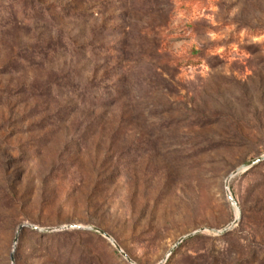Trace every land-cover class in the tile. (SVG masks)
Segmentation results:
<instances>
[{
    "label": "rangeland",
    "instance_id": "1",
    "mask_svg": "<svg viewBox=\"0 0 264 264\" xmlns=\"http://www.w3.org/2000/svg\"><path fill=\"white\" fill-rule=\"evenodd\" d=\"M263 155L264 0H0V264H264Z\"/></svg>",
    "mask_w": 264,
    "mask_h": 264
},
{
    "label": "water",
    "instance_id": "2",
    "mask_svg": "<svg viewBox=\"0 0 264 264\" xmlns=\"http://www.w3.org/2000/svg\"><path fill=\"white\" fill-rule=\"evenodd\" d=\"M264 160V155L263 156H260L254 160H252L251 162H248L246 164H244L242 167H240L239 169H236L235 171H233L230 176L226 179V189L229 191V181L231 179V177L235 176L236 174H238L240 171H245L247 170L249 167L257 164L258 162H261ZM230 199L234 202V199L232 196H230ZM237 220H238V217L235 218V220L233 221L232 224H235L237 223ZM28 224H21L19 226V230L18 232L25 228ZM69 228H77V229H90V230H94V231H97L99 233H101L102 235H104L105 237H108L112 242L113 244L119 249V251H121V253L131 262H133V260L129 257V255L121 248V246L111 237V235L106 232L104 229L100 228V227H97V226H83V225H80V224H69V225H64V226H60V227H54V228H48L46 230L48 231H56V230H64V229H69ZM227 230L224 229V231ZM17 237H18V234H17Z\"/></svg>",
    "mask_w": 264,
    "mask_h": 264
},
{
    "label": "trees",
    "instance_id": "3",
    "mask_svg": "<svg viewBox=\"0 0 264 264\" xmlns=\"http://www.w3.org/2000/svg\"><path fill=\"white\" fill-rule=\"evenodd\" d=\"M199 53H201V50H198L197 52L194 51L192 54H191V57L192 58H196L199 56ZM173 64H175L174 62L176 63H179V59L178 58H172V60H170ZM264 162V160H263ZM31 231L34 232L33 229H31ZM86 232H89V233H93V234H96V235H100L97 231H94V230H82V229H64V230H57V231H46V232H40L38 234L39 238L42 237V238H47L49 240V242L51 243V245H46L45 244V248L44 249H47V247L49 246V251L53 252V254H56V253H59L60 252V246L58 244L61 243V241H63V239H66V238H69L71 237L72 235H79L81 233H86ZM57 243V246L55 245ZM56 246V247H55ZM62 246V245H61ZM55 247V248H54ZM54 250V251H53ZM117 251V250H116ZM59 256V255H58Z\"/></svg>",
    "mask_w": 264,
    "mask_h": 264
}]
</instances>
